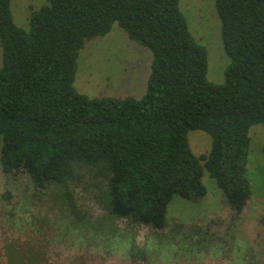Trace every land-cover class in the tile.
Instances as JSON below:
<instances>
[{
    "label": "trees",
    "instance_id": "16d2710c",
    "mask_svg": "<svg viewBox=\"0 0 264 264\" xmlns=\"http://www.w3.org/2000/svg\"><path fill=\"white\" fill-rule=\"evenodd\" d=\"M215 10L230 59L223 84L207 80L179 0H47L28 31L0 0L2 171H24L35 191L84 177L108 215L157 230L174 195L205 196L207 172L238 216L250 197L248 132L264 124V0H215ZM115 22L152 55L146 92L90 99L74 87L78 52ZM195 130L211 139L198 156Z\"/></svg>",
    "mask_w": 264,
    "mask_h": 264
},
{
    "label": "rangeland",
    "instance_id": "374dc122",
    "mask_svg": "<svg viewBox=\"0 0 264 264\" xmlns=\"http://www.w3.org/2000/svg\"><path fill=\"white\" fill-rule=\"evenodd\" d=\"M46 3L47 0H10L15 25L28 31L31 10ZM179 8L190 34L206 50L207 80L223 84L230 59L222 43L215 0H179ZM151 64L150 51L129 39L115 22L109 33L87 40L79 50L74 87L90 99H139L146 92ZM248 136L246 178L250 197L238 216L207 172L201 179L205 196L189 201L174 195L167 205L166 227L153 232L106 215L84 177L68 188L49 190L38 206H28L36 202L30 199L36 194L28 176L24 171L5 174L0 167V221L5 223H0V237L26 239L29 235H42L58 241V249L76 246L77 250H70L69 256L60 255L63 264H192L194 256L213 257L211 261L217 264H264V124L250 127ZM187 141L196 156L207 153L211 147L210 137L202 131H189ZM68 194L72 210L84 220L85 234L78 230L73 235L70 217L65 215L66 206L58 200ZM43 207H50L56 220L44 214L47 224L41 225L40 220L32 224L35 213L41 214ZM86 236H92L90 242ZM134 253L141 254L143 259L132 256ZM198 264H210L209 258Z\"/></svg>",
    "mask_w": 264,
    "mask_h": 264
},
{
    "label": "flooded vegetation",
    "instance_id": "af4514ba",
    "mask_svg": "<svg viewBox=\"0 0 264 264\" xmlns=\"http://www.w3.org/2000/svg\"><path fill=\"white\" fill-rule=\"evenodd\" d=\"M30 186H31L33 192H35V194H36V196L32 195L33 198L30 197V199L31 200L35 199L36 202L28 203V206H31V205H37L38 206V203H40V201H41L40 198H43V196L46 195V192H49V190L35 191L31 181H30ZM56 188H58V187H56ZM68 196H70V195H68ZM66 197L67 196H65L64 198L60 197L63 201L60 199H58V200L61 201V203H64L66 206V214L65 215L70 217V221L68 223L70 224V228L73 232V235H76V232L78 230L81 231L82 234H85L84 231H86V226L84 225V220L79 219L80 217L77 216V214H75V211L72 210L73 204H70L69 201L66 199ZM25 199L28 200V195L26 196ZM42 202H44V201H42ZM27 213H29V212H27ZM42 213L41 214L35 213L36 217L33 218L34 221L31 223L34 224L36 220H40L41 225H43L44 223L47 224L48 222L45 220L46 218L43 216L44 214L49 216V218H51L52 220H56V216L50 207H43ZM106 215H108V214L106 213ZM108 216L111 218H116L114 216H110V215H108ZM14 217L15 216L12 215L11 221H14L13 220V219H15ZM116 219H120V218H116ZM120 220H125V219H120ZM127 222L130 223L129 221H127ZM0 223L5 224V223H2L1 221H0ZM54 223L55 222L53 221V222H51L50 225L54 226ZM166 223H167V221H166ZM130 224H132L136 227H145V228L152 229L150 227L143 226V225H138V224H134V223H130ZM79 226H82V228H79ZM84 227H85V229H84ZM37 229H38V231H40V227L38 225H37ZM163 229H161V230L152 229L151 231L156 230V231L160 232ZM153 232H155V231H153ZM36 235L38 236V233H36ZM29 236H27L26 239H21L19 237H9V238L5 237V236L0 237V264H63L64 261H63V263H61L60 255L64 254V255L69 256L70 250H77L76 246L69 247V250H68L67 246H65V247L63 246V249H58V248H60V244L58 241L55 242L53 239L49 240L48 237H44L42 235L40 237L39 236L38 237H32V235H29ZM35 238H37V239H35ZM87 239H88L87 241L90 242L92 239V236L87 237ZM38 241H40V242H38ZM73 242H76V236L73 237ZM55 243H57V244H55ZM107 247L108 246L105 247V250ZM193 247H195V246H193ZM203 249H205V248H203ZM136 253H134L132 256H137L138 258L143 259V256H141V254L136 255ZM222 253L225 256V253L224 252H222ZM193 258H194V260L191 261L192 264H193V262H196L198 264L199 262H203L208 258H209L210 264H217L214 261H211L213 259V257H210V256H206L205 258H202L200 256L199 257L194 256ZM65 264H69V263L67 262Z\"/></svg>",
    "mask_w": 264,
    "mask_h": 264
}]
</instances>
